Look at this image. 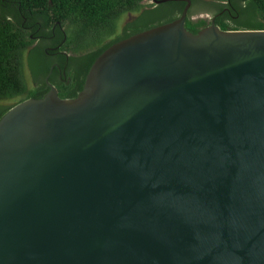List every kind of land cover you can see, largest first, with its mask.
<instances>
[{"label": "water", "instance_id": "1", "mask_svg": "<svg viewBox=\"0 0 264 264\" xmlns=\"http://www.w3.org/2000/svg\"><path fill=\"white\" fill-rule=\"evenodd\" d=\"M184 1L1 117L0 264H264V29Z\"/></svg>", "mask_w": 264, "mask_h": 264}, {"label": "trees", "instance_id": "2", "mask_svg": "<svg viewBox=\"0 0 264 264\" xmlns=\"http://www.w3.org/2000/svg\"><path fill=\"white\" fill-rule=\"evenodd\" d=\"M245 1V7L235 3L233 13L234 16H245L228 15V19L217 21L222 29H264V0ZM184 5L175 18L157 14L161 5L146 9L135 24H128L123 33H118L122 16L127 12H141L145 8L143 0H0V101L15 100L14 104L3 108L0 119L14 105L29 98H42L48 91L47 87L42 92L39 88H31L25 78V55L41 44L31 48L35 43V37L31 36L40 25L45 24L50 29L55 27L60 33L65 29L67 41L64 48L72 53V59L80 63L82 72L75 81L68 80L60 88L59 95L61 98H75L83 90L91 66L108 47L140 31L178 18ZM129 25L135 30L127 32ZM207 25L209 23L204 19L193 21L188 17L186 21L187 29L193 33Z\"/></svg>", "mask_w": 264, "mask_h": 264}, {"label": "flooded vegetation", "instance_id": "3", "mask_svg": "<svg viewBox=\"0 0 264 264\" xmlns=\"http://www.w3.org/2000/svg\"><path fill=\"white\" fill-rule=\"evenodd\" d=\"M169 2L170 1L164 3ZM171 2H174L172 3L173 6L171 7L170 11L167 12L166 15H164V17L175 18L179 14L182 4L185 3L184 7L187 4V2L184 0H173ZM237 2L241 3L242 7L246 6L245 0H233V2H223L221 0H191L190 8L188 11V17L190 12L194 8L201 10L211 3L212 5L214 4L215 11L212 15L209 16V24H211L213 21L218 24L217 21L222 22L225 19H228V15H232L233 17L237 18L244 17V14H236L235 16L233 15L236 9L235 3ZM143 3L145 4V8L142 9L141 12H127L125 15L122 16L120 22L118 23V33H123L128 24H135L137 18L144 10L158 8L160 5L163 4H158L154 0H143ZM177 3H179L180 5ZM196 3H199L198 8L197 6L195 7ZM48 27L49 26H46L45 24L40 25L39 28L36 30L35 34H32L31 36L35 37V43L31 48L35 47L38 43H44L46 45L44 54L50 58V64L48 67H46L47 69L42 72L40 78H37L38 80L36 79L33 82V85L30 86L31 88H39V92H42V90H44V87L45 89L47 87L48 91H46L44 95L50 92V83L56 86L58 92L60 93V88L63 87L68 80L75 81L82 72V67L80 63L72 59V53L64 48V45L67 41V35L64 31L65 29L62 27L63 29H61L62 32L60 33L55 29V27H52L51 29ZM133 30H135V28L129 25L127 32H131Z\"/></svg>", "mask_w": 264, "mask_h": 264}, {"label": "rangeland", "instance_id": "4", "mask_svg": "<svg viewBox=\"0 0 264 264\" xmlns=\"http://www.w3.org/2000/svg\"><path fill=\"white\" fill-rule=\"evenodd\" d=\"M173 4L171 3H163L159 8L157 14L160 16L166 15L167 12L170 11ZM199 7V3H196L195 7ZM214 4H208L207 7L203 9H196L194 8L190 14L189 18L193 21H198L200 19H204L206 21L210 20V15L213 14ZM218 11V10H217ZM1 14V11H0ZM9 17L13 18L12 15H8ZM128 19V18H127ZM126 20V18H125ZM43 44H39L38 47L33 49L30 53L29 51L25 55V78L29 86L33 85V82L38 78H40L43 69L49 66L50 58L44 54L43 51ZM46 47V46H44ZM37 79V80H38ZM15 103L13 99H5L0 101V112L3 110L4 107L10 106Z\"/></svg>", "mask_w": 264, "mask_h": 264}]
</instances>
